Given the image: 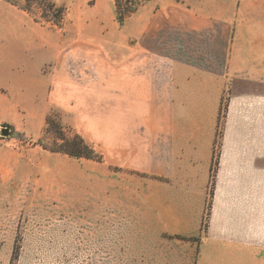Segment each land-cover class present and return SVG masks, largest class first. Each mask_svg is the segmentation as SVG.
Wrapping results in <instances>:
<instances>
[{
	"label": "rangeland",
	"instance_id": "1",
	"mask_svg": "<svg viewBox=\"0 0 264 264\" xmlns=\"http://www.w3.org/2000/svg\"><path fill=\"white\" fill-rule=\"evenodd\" d=\"M171 1L120 23L113 0H0V264H202L221 144L264 158V81H187L203 72L170 42H141ZM125 73L148 86L117 146L107 89ZM60 134L101 160L51 150Z\"/></svg>",
	"mask_w": 264,
	"mask_h": 264
},
{
	"label": "crops",
	"instance_id": "2",
	"mask_svg": "<svg viewBox=\"0 0 264 264\" xmlns=\"http://www.w3.org/2000/svg\"><path fill=\"white\" fill-rule=\"evenodd\" d=\"M145 28L141 42L149 41L154 53L170 42L172 62L203 72L187 81H213V76L264 81V0H172L153 12ZM131 75L108 81L107 134L117 146L126 143L127 128L139 117L127 110L132 87L142 95L148 86L145 75L138 80ZM259 150V143L221 144L202 234V264H264V158Z\"/></svg>",
	"mask_w": 264,
	"mask_h": 264
},
{
	"label": "trees",
	"instance_id": "3",
	"mask_svg": "<svg viewBox=\"0 0 264 264\" xmlns=\"http://www.w3.org/2000/svg\"><path fill=\"white\" fill-rule=\"evenodd\" d=\"M147 0H113L116 19L121 23L128 16L135 12L137 6ZM51 117H47V124H53ZM63 140L59 147L51 148L53 151L63 152L70 156L84 157L92 159L95 157L101 160L99 155L80 135H74L72 139L65 137L64 134L58 135Z\"/></svg>",
	"mask_w": 264,
	"mask_h": 264
},
{
	"label": "water",
	"instance_id": "4",
	"mask_svg": "<svg viewBox=\"0 0 264 264\" xmlns=\"http://www.w3.org/2000/svg\"><path fill=\"white\" fill-rule=\"evenodd\" d=\"M7 133H8V130H7L6 128H3V129H2V134H3V135H6Z\"/></svg>",
	"mask_w": 264,
	"mask_h": 264
}]
</instances>
